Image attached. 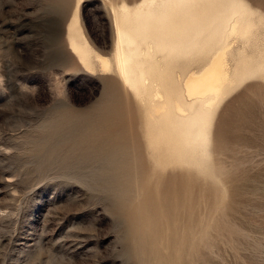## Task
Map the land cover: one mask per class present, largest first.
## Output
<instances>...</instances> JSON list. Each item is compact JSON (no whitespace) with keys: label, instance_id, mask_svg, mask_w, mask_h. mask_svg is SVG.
Returning <instances> with one entry per match:
<instances>
[{"label":"rangeland","instance_id":"obj_1","mask_svg":"<svg viewBox=\"0 0 264 264\" xmlns=\"http://www.w3.org/2000/svg\"><path fill=\"white\" fill-rule=\"evenodd\" d=\"M140 1L0 0V264H146L151 250L166 255L176 246L174 239L184 240L186 247L168 254L165 264L173 259L176 264H264V76L245 81L222 102L212 124L213 146L210 143L204 151L199 172L188 165H154L149 170L147 165L153 162L141 145L144 120L138 94L122 89L115 73L86 74L67 49L65 24L76 12L94 48L111 55L118 8ZM247 1L264 11V0ZM112 80L123 95L115 107L119 114L109 118L122 120L116 123L126 129L140 127L136 139L126 135L110 147L121 152L116 163L128 165L121 179L131 181L127 185L93 183L103 175L98 179L88 174L99 165L78 145L90 144L104 136L103 131L90 127L83 134L80 122H73L68 124L76 130L62 139L65 128L51 127L65 110L87 112ZM114 126L110 127L114 134L122 133ZM169 170L180 174L176 183L172 178L166 181ZM141 178L146 187L140 186ZM154 178L160 189L158 185L150 189ZM209 187L222 196L213 212L208 208L214 200L210 205L197 200ZM173 197L176 215L162 210ZM154 208L162 234L148 244L152 229L144 213ZM196 208L200 223L191 215L192 221H186ZM198 229L202 236L195 234Z\"/></svg>","mask_w":264,"mask_h":264},{"label":"bare ground","instance_id":"obj_2","mask_svg":"<svg viewBox=\"0 0 264 264\" xmlns=\"http://www.w3.org/2000/svg\"><path fill=\"white\" fill-rule=\"evenodd\" d=\"M124 4L118 8L115 19L116 40L114 45L112 44L111 55L103 54L94 48L84 33L79 16L75 11V13H71L72 16L68 17L69 19L65 24L67 49L75 56L86 74L104 75L115 73L120 77L122 89L125 88L138 94L137 99L141 103L139 108L142 107L141 116L143 118L141 119L144 120L140 129L142 131H140L141 135L143 133L144 137V144L141 143V145L145 146V152L152 157L153 162L151 166L147 163V169L150 170L154 165H156L155 167H166L168 165L173 168L188 165L195 166L197 168L195 172H199L201 166H203L202 162L199 161L204 151L210 146V143L213 146L212 124L214 115L222 102L238 88L240 89L245 81L264 76V11L253 6L247 0H141L131 8ZM120 87L116 86L114 80L108 81L107 84H104L99 99L89 107L87 112H84V114H87L85 117H82L84 116L83 113L80 115L78 111L69 109L65 110L63 115L56 116L54 124L51 125L52 128L53 126L65 128L66 132L62 133V139L70 137L76 130L74 124H68L73 122H80V128L78 129L81 132L84 130L83 134L87 133L90 127H97L103 131L104 136L94 138L90 144L83 145L79 141L81 144L78 145L79 149L88 158L89 156L92 158L94 164L99 165L95 169L91 167L95 172L88 174L97 178L98 176L100 178L101 175L106 177L103 179L102 176L93 183L127 185L131 182L121 181L128 165L126 163H116L121 152L118 148L117 150L116 148L110 149L111 146L118 145L120 140L127 139L125 138L126 135H128V138L132 137V139L134 135L136 139L140 128L126 129L127 127L125 128L126 125L124 126L123 123L121 125L116 123L119 120L117 117H114L116 122L109 118L111 117L110 114L112 116L119 114L115 107L120 94L123 95ZM126 95L128 96V94ZM126 97L121 96V99L124 100ZM113 110L116 111H114L116 113L114 115ZM123 118L125 120V117ZM123 118L121 117L120 120ZM114 124L120 125L118 129L122 133L114 134L115 132L110 130L116 128ZM222 142L221 144L224 143ZM209 148L211 149V147ZM145 162H147L146 159ZM79 165L81 166L80 163L74 162V166L78 167ZM134 168L136 167L134 166ZM134 170H132V174L135 175L136 171L134 172ZM176 171H170V178L166 177V181L172 178V181L176 183V178L180 176ZM129 172L131 171L129 170ZM142 173L140 172V174ZM166 174L168 175V173ZM143 175L145 176V173ZM143 178H146V176ZM143 178H141L139 184L140 186L145 184L141 187H146L148 184L142 180ZM156 178L158 179L157 175ZM162 179L165 181V178ZM172 181L169 182L170 185L175 186V183L172 185ZM151 183L149 187L159 186L158 180H155L153 185ZM193 186H195V183ZM214 187L216 189V185ZM148 188L146 191L149 190ZM216 190L209 187L204 189L199 197L197 196L198 201L204 200L208 204L211 200H214V205L209 204L208 209L211 212L218 207L220 200H222V196L214 192ZM218 191L221 193L219 189ZM182 193L184 192L182 191ZM144 194L146 196L145 192ZM152 200L156 201L157 198ZM152 200L151 203H153ZM190 201H192L191 196ZM175 204L177 202L173 197L172 200L163 203L162 210H167L176 215L177 211L173 210ZM143 208L145 209V207ZM154 210L150 211L151 213L148 212V215L144 213L148 218L146 223L152 229L151 233L148 231V244L157 240L155 237L157 233L162 234V229L157 222L159 214L156 208ZM143 211L145 212V210ZM159 211L161 210L159 209ZM199 214L198 208L192 209L188 212L186 221H192L189 218L191 215L194 217V221L199 224ZM139 215L141 214L139 213ZM136 218L137 223L139 219L137 221ZM195 234H197V237L202 236L203 231L198 229ZM174 243L176 246L170 249L166 255L156 254L155 251L151 250L145 256L146 264H165L166 260H169L167 258L168 254L171 256L176 249L186 247L184 240L182 242L181 239H174ZM190 249H194V247L190 246ZM173 260L168 261L167 264H176Z\"/></svg>","mask_w":264,"mask_h":264}]
</instances>
